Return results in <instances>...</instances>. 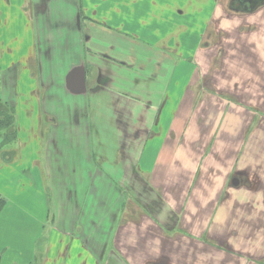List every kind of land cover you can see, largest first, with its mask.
Instances as JSON below:
<instances>
[{"label": "crops", "instance_id": "crops-1", "mask_svg": "<svg viewBox=\"0 0 264 264\" xmlns=\"http://www.w3.org/2000/svg\"><path fill=\"white\" fill-rule=\"evenodd\" d=\"M32 1L0 0V117L14 120L10 129L0 124V264H35L50 203L57 214L43 264H59L66 256H75L71 264H264V115L251 111L260 102L226 98L234 74L213 68L216 53L206 51L204 43L212 19L223 20L214 1L186 0L174 7L175 14L185 16L192 7L196 12L213 5L195 47L180 27L195 32L196 24L180 22L166 32L164 25L153 26L154 19L163 20L171 10L157 0H96L93 8L85 5L92 0ZM86 24L93 31L104 26L114 31L97 35V29L85 38L80 27ZM87 40L99 52L106 53L102 45L108 46L119 60L126 52L124 62L157 81L154 105L141 106L145 118L139 124L144 126L135 132L134 145L139 146L133 169L163 189L165 206L157 218L147 213L131 221L125 215L116 234L120 243L106 257L108 238L103 242L99 232L81 230L77 218L84 214L86 192L92 189L99 198L102 190L115 188L116 173L126 176L123 170H132L129 162L122 171L116 160L104 162L113 173L104 181L100 172L94 176L101 167L90 165L83 136L80 149L64 148L57 159L41 131L42 123L56 125L70 107H85L84 91L72 100L68 93L74 91L70 81L84 74ZM166 51L183 55V61L188 60L184 53L191 55L185 71L166 69ZM211 73L205 89L204 77ZM128 105L136 107L133 100ZM150 107L160 113L158 118ZM169 211L177 216L171 229L161 221ZM74 225L80 229L75 236ZM82 253L88 259L80 260Z\"/></svg>", "mask_w": 264, "mask_h": 264}, {"label": "rangeland", "instance_id": "rangeland-1", "mask_svg": "<svg viewBox=\"0 0 264 264\" xmlns=\"http://www.w3.org/2000/svg\"><path fill=\"white\" fill-rule=\"evenodd\" d=\"M3 1L5 0H2V2ZM9 1L13 3L19 0ZM153 1L154 0H144V2L150 4H152ZM157 1L159 4L165 5L167 10H171L166 13L163 20L157 22L156 19H154L153 26L164 25L166 32L175 30L176 25H179L180 22H182L181 24H184V22L196 24L198 28L195 32L187 31L184 27H180L181 31L185 33L188 32L186 37H189L192 43L195 42L193 47L199 42L201 32L203 31L201 27L203 28L206 26L205 17L210 13L213 5H215V8L217 7L216 14L218 16L221 14L223 20L220 23L216 18L212 19L207 32L208 34L205 38L206 41L204 42L209 46L205 49L208 52L216 53L215 64L213 66L214 69L216 67H225V69H229L234 74L232 82L228 84V88L232 93H227L226 98L234 101H241V103L243 100L254 101L257 104L260 102V106L258 105V107L251 109V111L263 117L264 6L258 8L253 13L244 12V14H236L229 10L228 0H213V5L207 6L205 11H198L197 9L195 12L193 11L194 7H192L185 16H178L174 12V7L176 4L186 5L188 1L187 3L186 0ZM34 2L32 1V4H34ZM95 2L96 0H92L91 3L86 1L85 5L93 8ZM27 3H30L29 0H27ZM156 14H159L158 9ZM83 16L84 12L81 9L80 18L83 19ZM99 19H101V17ZM220 25H222V27H220ZM136 28H138V26ZM97 29L93 31L92 26L88 24H86V27H80L81 33L85 34V38H88L91 33L97 34ZM98 31L99 33L97 35L104 34L106 31L111 34L109 31H114V29L104 26V28L101 27ZM124 40L125 38H122V41ZM102 47L106 50V53L94 49L93 46L89 45V41L84 43V74L78 77L76 83L72 80L70 81L74 91L68 93V99H75L77 93L84 91L87 95L85 107L78 108L77 110L70 107L68 115L60 118L56 125H52L48 121L42 123L41 131L47 135L45 147L52 148L53 153L57 154V159H61L62 149L64 148H69V150L71 148L80 149L78 144H83L80 142L81 136H83L85 144L83 145L85 149H89L87 156H90V165H93V168L95 166L96 168L97 166H99V168L101 167V171L96 170L94 176L100 172V175H104V181L107 180L106 177H112L110 175L113 174L109 173L110 169L107 168L104 162L116 160L115 163L118 164V170L120 171L125 168L124 164H126V162L128 164L129 162L128 168L132 170L128 173H125L123 170V174L126 176H123L119 171L116 173L114 177L116 183L115 188L102 190L101 197L99 198L96 197L92 189L86 192L84 214L78 215L77 218L78 223L76 225H78V228L81 230L84 228L85 231L90 234L94 231L99 232L100 236L97 237L98 239L106 238L103 242L108 238L105 243L106 257L114 244L120 243L116 234L125 215L131 221L134 219L143 220L147 213L157 218V213H160L165 206V200L163 199V189L161 187L154 186L148 177L141 176L138 170L135 171L133 169L137 153L135 149L139 146V143L134 145L135 138L138 137L135 132L141 131L144 126L142 124L141 127L139 124L140 117L145 118V108L141 106L148 103L151 105L153 104L151 98L156 94L153 89L155 87L154 84H157L155 75L141 74L140 71L143 69L134 68L130 64L124 62V57L127 54L126 52L124 54L122 53V60H119L110 55L111 53L108 46L102 45ZM123 49L125 48L123 47ZM184 55L188 60L184 59L183 61L184 56L177 52L169 53L166 51L164 57L166 62H164V66L166 69H169V71L176 68L179 69L178 71H185V67H187L188 63L191 61V55L187 53H184ZM73 62L76 63V60ZM160 64L162 65V62ZM193 68L194 67L190 68V70H193ZM236 73H240L241 75L236 76ZM140 74L142 75L143 81L148 83V90H145L146 84L140 81ZM212 77V73L204 77L203 84L205 85V89L206 87L209 88L208 85ZM42 92L41 90L38 91V95H43L44 93L42 94ZM203 96L206 98L205 92H203L202 97ZM130 100H133L136 107L132 108L128 105ZM118 104H121L122 107L117 108ZM149 112H153V115L157 114L154 107H150ZM135 114L137 117L134 118L133 121V115ZM159 114L158 112L157 118ZM45 116L44 114V117ZM129 133H132L133 136L131 137ZM129 144H131V146ZM131 153L133 159L131 158ZM138 157L139 155L137 158ZM141 164H143V162ZM92 177L93 176L90 175L89 179H92ZM43 188L46 194L49 195L48 188L45 185ZM50 208L52 209L50 221L47 223L46 229L42 233L43 237L37 246L38 249L37 251L35 250L34 253L35 264H43L48 258L45 244L46 239L49 238L52 226L54 228L55 224L53 218L55 219L56 213L52 203H50ZM92 209L93 211L89 214L88 210L91 211ZM176 219L177 216L169 211V214L164 215L161 221L163 222L164 220L166 228L171 229L176 226ZM90 224L93 225L94 228H92ZM76 225H74L75 230H73L75 232L74 236L76 233H80V229H76ZM84 238H86V236ZM95 243L97 247L101 245L97 241ZM70 253L71 251H69L67 255ZM74 257L75 256H73V258L67 256L60 257L57 261L59 264H71L73 263L72 259H74ZM101 257L103 260L104 255ZM86 258V253L79 255L80 260L84 261Z\"/></svg>", "mask_w": 264, "mask_h": 264}, {"label": "flooded vegetation", "instance_id": "flooded-vegetation-1", "mask_svg": "<svg viewBox=\"0 0 264 264\" xmlns=\"http://www.w3.org/2000/svg\"><path fill=\"white\" fill-rule=\"evenodd\" d=\"M228 3L230 11L236 14H244L246 10H250L257 5V0H228Z\"/></svg>", "mask_w": 264, "mask_h": 264}, {"label": "trees", "instance_id": "trees-1", "mask_svg": "<svg viewBox=\"0 0 264 264\" xmlns=\"http://www.w3.org/2000/svg\"><path fill=\"white\" fill-rule=\"evenodd\" d=\"M0 116H2L1 110H0ZM2 117H0V124H3L1 126L4 127V129H10L14 124L13 118L11 117V115H6L5 118H2ZM3 201L4 200L0 197V205Z\"/></svg>", "mask_w": 264, "mask_h": 264}, {"label": "water", "instance_id": "water-1", "mask_svg": "<svg viewBox=\"0 0 264 264\" xmlns=\"http://www.w3.org/2000/svg\"><path fill=\"white\" fill-rule=\"evenodd\" d=\"M264 6V0H257V5L254 6L252 9L250 10H246L247 13H251V12H254L255 10H257L258 8ZM233 183L234 185H238L239 184V180L238 178H234L233 179Z\"/></svg>", "mask_w": 264, "mask_h": 264}]
</instances>
